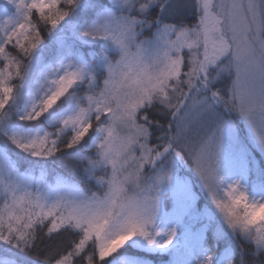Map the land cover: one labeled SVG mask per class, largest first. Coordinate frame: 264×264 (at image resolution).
<instances>
[{"label":"snow or ice","instance_id":"1","mask_svg":"<svg viewBox=\"0 0 264 264\" xmlns=\"http://www.w3.org/2000/svg\"><path fill=\"white\" fill-rule=\"evenodd\" d=\"M0 264H264V0H0Z\"/></svg>","mask_w":264,"mask_h":264}]
</instances>
